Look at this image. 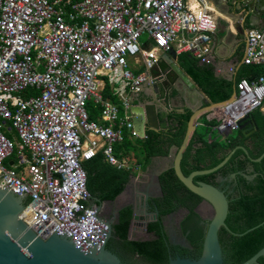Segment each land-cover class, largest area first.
<instances>
[{
  "label": "built area",
  "instance_id": "built-area-1",
  "mask_svg": "<svg viewBox=\"0 0 264 264\" xmlns=\"http://www.w3.org/2000/svg\"><path fill=\"white\" fill-rule=\"evenodd\" d=\"M255 1L240 0V14ZM215 30L208 0H0V188L29 201L19 218L38 237L65 233L82 251L104 245L110 220L96 211L82 163L101 153L126 169L114 146L125 132L137 137L131 98L158 54L205 61ZM242 63L264 64V14L245 29ZM255 111L264 112V73L236 82L215 129L237 131Z\"/></svg>",
  "mask_w": 264,
  "mask_h": 264
},
{
  "label": "trees",
  "instance_id": "trees-1",
  "mask_svg": "<svg viewBox=\"0 0 264 264\" xmlns=\"http://www.w3.org/2000/svg\"><path fill=\"white\" fill-rule=\"evenodd\" d=\"M179 59L187 74L212 102H222L231 96L233 84L217 81L211 69L200 64L199 59L189 54H180ZM246 73L244 72L245 76L241 74L238 80L259 75L256 69H253L251 74ZM105 96L110 97L108 90L105 91ZM110 99L113 103H118L115 97ZM89 107L92 108L91 104H88ZM190 115L191 112L187 109L182 112L172 111L166 117L165 128L157 132L147 130L144 139L135 138L131 141L125 132L123 142L114 146L116 157L120 159L122 155L132 152L136 163L143 168L151 158L167 157L173 147H180ZM96 116L97 114L91 113L89 118L95 119ZM250 116L255 123V131L249 137L252 146L246 149L248 154L245 155L241 149H237L216 172L194 178L195 183L211 184L227 194L228 214L225 224L231 233L224 229L218 233L224 264H240L264 247V156L260 161H253L264 153V116L258 111ZM255 116H260V119L256 120ZM206 136L207 134L202 133L200 129L194 130L180 161V169L184 176H188L193 171L211 169L222 162L231 149L245 146L241 136L229 135L223 140L208 139ZM82 168L87 176V192L96 205L113 201L123 191L132 174L130 169H117L109 165L101 153L83 162ZM231 174H235V177L229 183H218L216 180L217 177L229 178ZM158 179L162 192L159 220L147 225V231L144 233L146 237L144 239L128 237L132 215L130 207L122 208L116 223L113 224V235L118 242L122 243L129 253L140 257L147 264H168V250L173 248L168 246L162 219L176 212L180 207L185 208L188 213L180 222V230L185 233L189 230L188 222L197 216L194 206L202 201L183 186L172 168L160 174ZM252 228L254 229L248 231ZM191 233L194 235V230H191ZM192 234L189 233L186 238L194 247L196 253L194 259H197L201 254L204 230L198 228L197 236L193 237ZM112 239L107 245L109 249L115 241ZM181 251L186 252L185 249ZM258 262L264 264V257Z\"/></svg>",
  "mask_w": 264,
  "mask_h": 264
},
{
  "label": "water",
  "instance_id": "water-1",
  "mask_svg": "<svg viewBox=\"0 0 264 264\" xmlns=\"http://www.w3.org/2000/svg\"><path fill=\"white\" fill-rule=\"evenodd\" d=\"M252 10L248 16L250 26L257 25V18L264 14V0H256L247 6V11ZM148 92L145 93L146 101H139L132 106L130 112L133 115L132 124L133 130L138 138H145L146 129L155 132L160 130L158 113L160 107L157 101H163L168 105L169 99L165 98L166 88L173 85L175 81L181 80L188 88L194 89V85L189 78L180 70L176 62L168 54H162L157 58L153 67L147 72ZM171 92L176 93L175 89ZM235 96V90L230 98L220 103H210L207 99H202L204 107L200 109L190 108L191 115L187 122V128L184 134L183 141L179 148L174 147L175 154L171 161L177 179L191 193L202 199V202L208 203L213 210L212 217L205 222L204 237L202 241L201 254L197 259L169 257L168 264H224L223 253L218 239V233L221 229L231 233L225 224L228 214V199L227 194L219 187L198 182L193 179L197 176L207 175L216 172L221 168L234 153L235 149L226 156L217 166L202 171H193L188 176H184L180 169V161L183 153L191 139V136L197 126V119L200 115L211 110H217L232 100ZM246 117L240 121L239 130H242L247 124ZM225 137L232 133H224ZM243 150L247 155V150L244 147H237ZM264 153L260 157L253 160L260 161ZM9 162V166H11ZM235 174H231L228 180H233ZM247 177V176H245ZM2 176L0 175V179ZM247 179H250L247 177ZM225 179L218 177L219 183ZM157 190L161 191L159 182H157ZM97 202V201H96ZM29 201L18 191L14 195L6 186L0 188V264H124L112 251L107 248L110 239L113 238V222L110 221L109 231L104 245L98 249L94 245L86 247L85 251L76 248L67 234L57 236L53 234L43 240L38 237L33 230L19 218V214L28 205ZM96 211L101 210V204L96 205ZM138 220H143L137 212L132 215V221L128 230V237L132 229V224H137ZM204 222V221H203ZM142 231L146 230L147 223H138ZM249 229L248 231L253 230ZM233 235H241L235 234ZM264 257V247L257 251L252 257L240 264H259L258 260Z\"/></svg>",
  "mask_w": 264,
  "mask_h": 264
},
{
  "label": "crops",
  "instance_id": "crops-1",
  "mask_svg": "<svg viewBox=\"0 0 264 264\" xmlns=\"http://www.w3.org/2000/svg\"><path fill=\"white\" fill-rule=\"evenodd\" d=\"M208 2L213 17L216 21V30L214 35L212 36V45H211L212 48L209 56H207L205 61H199V63L208 66V68L211 69L213 76L217 81L221 80L233 84V91H234L236 85L235 82L236 80H238L241 74L242 76H245L244 72H247L246 74H251V71L253 69H256V71H258L260 75L264 73V64L246 66L242 63L244 58L245 29H247L249 25L246 24V20L244 21L245 18L244 15L240 14V8H239L240 0H226L225 2H222L220 0H208ZM163 54L170 55V57L176 62L180 70L189 78L190 82L194 85V89L192 90L188 88L181 80L177 81L179 86L177 87V89L179 88L180 90V100L176 102H174V100H171L170 106L173 109L172 111L182 112L185 109L189 110V107L200 109L204 107V105L201 102L202 99H207V101H209L210 103H215L212 102L208 98V96L203 93V91L197 86V84L193 81V79L187 74L185 69L182 67L179 59L180 54L176 55L172 51ZM182 54H187V53H182ZM161 55L162 54H158V58ZM248 77H243V78H248ZM147 85L148 84L145 83L142 87V91L132 96L131 98L132 106L139 103L140 99L146 98L143 95L149 91ZM216 103H220V102H216ZM214 112H216V110L213 109L211 111L206 112L205 114L200 115L197 119L196 128L200 129L202 133L203 132L206 133L207 134L206 137L208 139L219 138L223 140L225 136L217 132L215 129L217 120L214 117ZM258 112L262 116H264L263 111H258ZM255 119L259 120L260 116H255ZM247 122L248 124L242 130L240 131L238 130L232 133V135L241 136V138L244 140L245 143V146H241V147H244L245 149H248L249 146L250 147L252 146L251 144L252 142L250 141L249 137L255 131L254 129L255 123L253 122L251 116H249ZM166 125L167 123L164 121V119L161 120L159 119L160 129L165 128ZM147 130L150 129H146V131ZM136 138H138V136ZM237 147H235L234 149L235 150L239 149ZM173 148L170 150V153L167 157L151 158L145 167L144 173L145 172L148 173L147 177L150 182V186L154 187L156 190H157V182H159L158 178L160 174L165 172L167 169L171 168V161L175 154V149ZM234 149H232V151ZM130 157L133 158L132 159L134 161L133 163L131 162L128 163ZM119 160L125 162V164L127 165L126 169H131L132 167H135V172H137L138 175H141L140 171L142 170L143 167L140 164L136 163V159L134 158L132 152H129L127 155H122ZM225 182L226 181L224 180L221 183H225ZM205 209L207 210L209 209V211H211L209 216L201 215L200 213L198 214L200 215L203 221L207 222L212 217L213 210L208 203L203 202L200 204L199 210L204 211Z\"/></svg>",
  "mask_w": 264,
  "mask_h": 264
},
{
  "label": "flooded vegetation",
  "instance_id": "flooded-vegetation-1",
  "mask_svg": "<svg viewBox=\"0 0 264 264\" xmlns=\"http://www.w3.org/2000/svg\"><path fill=\"white\" fill-rule=\"evenodd\" d=\"M177 87H179L178 82L175 81L173 85L166 88L165 98L169 99L168 101L170 107L169 109L167 108L168 105H165L163 101L160 100L157 101L160 107V112L158 113V117L160 120L164 119V121L167 122L166 117L173 110L172 107L170 106L171 100H174V102L180 100V90L179 88L177 89ZM173 89H175V91L177 92L171 95V92L174 91ZM141 101H146V100L145 98H143L141 99ZM231 151L228 152L227 156L230 154ZM145 167L142 168V170L140 171L141 175H138V173L135 172V167H132L130 169L132 174L128 182L125 184L123 191L113 201L103 202V203L113 204L116 203L120 197L124 196L123 200H125L126 203H124V205L119 207L114 212L111 211V215L112 217H114L113 223L114 224L116 223L117 218L119 216V211L122 208L130 207L132 211V215L134 212H137L139 216L143 217V220H138L136 222L137 224L134 223L132 224V228L136 227L138 232L140 233L141 232L145 233L147 231V227L145 231H142V228L140 225H138V223L146 222L148 225L149 223L156 222L159 220V204L161 203V198H162V192L161 191L157 192V190L154 187L150 186V182L147 177L148 173L147 172L144 173ZM198 171H202V170H198ZM229 178H223V179H225V181L229 183L230 181H232V180H228ZM103 203H101V208L103 206ZM201 203L203 202L201 201L200 203L194 206V212L196 213L197 216L195 215L196 216L195 219L190 220L188 222L189 230L185 233H183L180 230V222L182 221V219L185 218V216L188 213V211L185 208L180 207L177 209L176 212L171 213L162 219V226L164 227V232L166 233V239L169 244L168 246H172L173 248L172 250L170 249L168 250L169 251L168 260L169 257L172 258L182 257V258H191V259L195 258L196 253L194 251V247L191 246L186 236L189 233L192 234L191 230H194L195 232L194 235L192 234L193 237L197 236L196 232L198 231V228L202 231L205 230L206 221L203 222L202 218L198 213H200L201 215L209 216L211 211H209V209L208 210L205 209L204 211L199 210ZM178 214H181V216L177 219ZM132 215H131L130 223L132 221ZM136 228H134V231H136L135 230ZM113 238L114 239L112 240L115 241L112 242L110 249L108 247L107 248L110 251H112L115 255H117V257L124 264H147L140 257L129 253V251L122 246V243L118 242L117 238L114 235ZM182 249H185L186 252H182L181 251Z\"/></svg>",
  "mask_w": 264,
  "mask_h": 264
},
{
  "label": "rangeland",
  "instance_id": "rangeland-1",
  "mask_svg": "<svg viewBox=\"0 0 264 264\" xmlns=\"http://www.w3.org/2000/svg\"><path fill=\"white\" fill-rule=\"evenodd\" d=\"M10 137V135H8ZM134 140V139H131ZM133 158L130 157V160L128 161L133 163L134 161L132 160ZM126 161V160H125ZM124 197V196H123ZM123 197H120L116 203L113 204H109V203H103L102 206V211H101V216L103 218H106L108 220H112V222H114V217H112L111 215V211L114 212L115 210H117L119 207H121L122 205H124V203H126L125 200H123ZM181 216V214L177 215V219ZM136 228V227H134ZM134 228L131 229L130 232V236L129 238H133V239H144L146 236L144 233H140L138 232L137 228L135 229L136 231H134Z\"/></svg>",
  "mask_w": 264,
  "mask_h": 264
},
{
  "label": "clouds",
  "instance_id": "clouds-1",
  "mask_svg": "<svg viewBox=\"0 0 264 264\" xmlns=\"http://www.w3.org/2000/svg\"><path fill=\"white\" fill-rule=\"evenodd\" d=\"M250 4V3H249ZM242 7V6H241ZM242 9V8H241ZM245 10L247 11V8H245ZM251 14V13H250ZM250 14L248 15V16H250ZM248 16H246L245 18H244V21L246 20V24H248L249 25V27H250V24H249V20H248ZM238 131V130H237ZM235 132V131H234ZM233 133V132H232Z\"/></svg>",
  "mask_w": 264,
  "mask_h": 264
}]
</instances>
